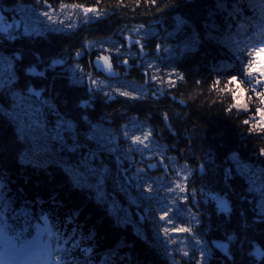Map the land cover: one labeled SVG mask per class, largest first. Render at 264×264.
Segmentation results:
<instances>
[{
    "label": "trees",
    "instance_id": "1",
    "mask_svg": "<svg viewBox=\"0 0 264 264\" xmlns=\"http://www.w3.org/2000/svg\"><path fill=\"white\" fill-rule=\"evenodd\" d=\"M73 4L96 7L103 18L76 30H49L39 37L21 34L9 38L0 33L1 55L23 54L22 61L15 63V73H11L15 79L10 83L3 79L1 91H26L33 86L43 91L46 85L48 103L58 109L53 119L59 114L71 121L78 149L98 150L112 167L109 170L112 178L108 177L104 187H115L119 204L129 203L126 193L117 189L120 185L128 187L119 176V150L108 152L100 143H106L108 149L117 144L113 139L89 140L88 136L94 127L100 128L101 135L148 129L169 157L195 171L188 179L187 195L191 197L192 190H196L199 236L210 243L223 242L229 234L239 237L231 244L230 255L226 257L224 252L213 248L205 264H264V258L254 255L257 247L264 252V215L259 211L264 189L258 190L252 177L237 175L235 161L231 159L238 154L252 168L264 170V157L259 154L264 149V135L250 134L243 124L253 113L234 110L229 114L227 109L232 100L226 90L212 88L217 80L227 83L233 75H242L248 51L264 46V0H156L155 4L149 0H0V10L21 5L55 9ZM178 21L183 22L184 30L174 41L182 44L192 38L195 47L171 57L166 65L175 67L183 80L179 79L176 85L165 81L144 85L148 89L137 100L124 98L112 87L93 82L97 78L110 82L116 77L99 59L109 53L89 50L90 42L121 38L120 35L138 27L171 29ZM158 40V37L147 40L145 47L151 55H156ZM37 54L44 55L45 63L49 56L62 58L56 77L51 71L48 80L26 74L29 68H42V63L33 59ZM110 55L108 63L119 69L115 62L122 58ZM261 61L264 63V57ZM129 62L128 77L143 84L145 66L139 64L138 58ZM79 75L92 80L70 83ZM117 90H122L121 84ZM8 104L7 109L11 107L10 100ZM19 156L20 143L11 114L0 110V189L11 193L13 204H20L15 213L8 207L5 221L4 204L0 201V230L7 226L5 235L17 247L20 244L38 247L59 231L61 235L66 233L70 241L66 252L71 253L69 259L73 264H170L162 248L152 240L140 238L131 225L119 224L114 216H109L108 202L97 203L93 190L75 187L59 165L22 167ZM201 166L204 171H198ZM229 168L233 172H228ZM256 181L262 182L259 178ZM212 195L230 202V218L219 214L215 203L209 202ZM25 203L34 210V215L31 211L25 215ZM194 203L191 202L192 207ZM42 215L50 217V221L46 223ZM90 233L94 236L90 237ZM21 259H26L24 264H34L27 257L20 256ZM6 260L12 262L14 258Z\"/></svg>",
    "mask_w": 264,
    "mask_h": 264
},
{
    "label": "rangeland",
    "instance_id": "2",
    "mask_svg": "<svg viewBox=\"0 0 264 264\" xmlns=\"http://www.w3.org/2000/svg\"><path fill=\"white\" fill-rule=\"evenodd\" d=\"M46 10L49 11L53 20L61 21L62 23H51L48 18L42 15ZM97 16L99 18H97ZM0 17H3V20H0V32L4 31L2 34L12 38L23 34L25 28H27L29 32L36 29L43 34L49 30H76L80 26L102 19L103 14L99 11L98 14L85 16L82 9L72 8L70 5H63L55 9H41L33 5H21L17 8H6L4 11L0 10ZM16 26H19V30ZM183 30V22L178 21L171 29L160 30L158 27H138L120 35L121 38L90 42L87 45L89 50L95 49L107 51L109 53V59L111 58L110 54L122 58L115 62L116 65H119V69H116L114 66L112 67V72L116 77L114 81L111 79L110 82H105L103 78H97L95 79V84H98V86L112 87L117 94L121 91H127L140 98V93L148 89L144 85L147 86L154 82L161 83L162 81L169 84V79L178 81L180 79L178 74L179 71L175 67L167 66L166 62L171 57L195 47V40L192 38L182 44L174 41L177 35L183 32ZM125 37H130L131 43H129ZM154 37H158V45H160V48L156 51V55H151L149 49L145 46L148 43L147 40ZM136 40L141 41V44L144 45L143 49L141 48V45L135 43ZM4 56L5 55L0 54V64L3 63ZM135 58L139 59V64L145 66L143 73H145L146 76L143 84L135 82L128 77L130 62L127 65L123 63L124 60L129 61ZM122 66L124 67V70L122 69ZM75 70L76 68H73V71ZM86 80H90L91 82L92 79L89 77L84 78L82 75H79L76 82L81 83ZM2 83L3 81L0 80V91L3 86ZM119 84L122 85V90H117ZM0 110L11 114L10 108L7 109L0 106ZM145 132H148V129L143 128L141 131L129 133H110L112 139L115 140L117 144L110 149L106 147V143H100L101 147L108 152L114 151L115 149L117 151L119 150V155L121 157L117 158L118 170L121 172L119 176L123 177L125 181L129 179L133 181L132 184L126 183L128 187L121 185L117 187L120 192L123 190L126 193L129 202L128 204L123 202L119 204L118 196L114 190L115 187L113 188L112 186H110L111 189L108 186H105L101 190L102 195L106 196V199L104 200L108 203L117 205L115 211L119 215L114 217L119 224H129L140 238L144 240H152L157 246L165 251L170 264H194L196 257L201 251L204 252L202 264H205L214 248L213 244L216 241L210 243L199 236L196 232V227L199 223V216L198 221H192L188 216L187 210L188 208H192L191 203L181 204L179 200H177L175 204H171L170 201L176 199L178 193H169L166 191V189L171 186L173 180H180V176H177V173L183 175L185 172H191V170L184 165H179L173 158L169 157L165 150L156 140H154L152 135L150 139L146 141V143L149 144L148 149H144L139 144L134 145L131 143V138L133 136L143 137ZM107 134L109 133H102L105 137H107ZM105 139L106 141H109L108 138ZM120 140L129 142L131 146L122 143ZM50 147L51 151L47 155L38 159L26 156L25 159H28L32 164L39 166L47 163H54L64 170V166L69 162L75 166L82 154H89L95 156L98 168L106 167L110 171L112 169V167L105 162L104 156L99 153L98 150L85 147L82 151L78 149L74 153H69L64 150L66 146L60 143H50ZM253 169L257 173V176H252V181L259 186L258 190L259 188L260 190H263L264 179L259 178L260 171L263 169ZM66 173L73 181V174L68 171H66ZM125 173H127L126 176ZM109 178H112L111 175H109ZM258 178L260 181L262 180L259 184L256 181ZM106 184H108V181ZM143 187H150L152 189L151 193L149 194L141 191V188ZM86 189L93 190L96 197L94 187ZM133 190L137 192L139 198L135 196ZM169 207L172 209L171 212H169V217L174 222L171 225L165 221L159 220V215ZM259 211L264 215V197L259 200ZM180 225L192 228L196 233V236L202 239L203 245L195 244L192 236L189 234L172 235L170 239L175 241V243L170 244L169 237H165L162 234L161 228H172ZM5 234L6 232L1 229L0 264H24L26 261L25 257V261L23 259L20 260V256L14 257L12 262L6 260L3 254ZM184 251L189 252L190 255L183 256L182 253ZM262 254H264V252L260 248L257 247L254 249V255L256 258L261 259Z\"/></svg>",
    "mask_w": 264,
    "mask_h": 264
},
{
    "label": "snow or ice",
    "instance_id": "3",
    "mask_svg": "<svg viewBox=\"0 0 264 264\" xmlns=\"http://www.w3.org/2000/svg\"><path fill=\"white\" fill-rule=\"evenodd\" d=\"M123 2V0H121ZM150 4H155L156 0H149ZM72 8L82 9V12L85 16L90 14H98L99 10L96 7H87L81 6L79 4L70 5ZM42 15L48 20L55 23H62L61 21L53 20L49 11H44ZM97 18H99L97 16ZM0 20H3V17H0ZM9 27V26H8ZM18 27L19 30V26ZM4 32V31H3ZM0 32V33H3ZM43 33L39 30L34 29L32 32H29L27 28L24 29L23 35L25 37L36 36L39 37ZM125 39L131 43L130 37H125ZM137 45H141L143 49L144 45L141 44L140 40H136ZM157 50H159L160 45H156ZM248 59L245 61V64L242 69V75H233L227 83L217 80L212 88L218 90L219 87H222L226 90V93L232 100L230 107L227 109L228 113L231 114L234 110H240L242 113H253L251 119H245L243 124L250 129V134L252 135H264V63L261 61V57H264V46L254 48L247 53ZM23 54L20 53H5L3 58V63L0 64V80L6 78L7 83H10L15 79L11 73H15L16 61H22ZM33 59H38L42 63V68H29L27 70L28 75H38L44 80L49 79V72H52V76L56 77L57 66L61 64L62 58H53L48 57L47 62L45 63V57L43 54H37ZM100 60L104 61L106 67L111 71L112 65L108 63L107 56H100ZM123 63L127 65L128 60H124ZM184 77L181 76L180 80H183ZM95 83V81H93ZM7 83H5V89H7ZM57 81L54 79L52 81L53 88L55 89ZM70 83H77L75 80H70ZM169 85H176L177 80L169 79ZM47 86H43V91L38 90L35 86L28 88L26 91H13L7 89V91H0V106L5 108L9 107L8 101H11L10 113L15 124V134L17 142L20 143V156L18 163L22 167L35 166L28 159H25L26 156L33 158H40L44 155H47L51 151L50 143H60L65 145L66 150L69 153H74L79 147L78 137L74 136L75 131L74 125L71 121H66L58 113V109L48 103V98L45 95L47 93ZM119 95L122 97H127L132 100L139 99V96L134 95L127 91L119 92ZM43 98V99H41ZM164 117L167 118L168 114L164 113ZM151 137V132H145L143 137L133 136L131 138V143L136 145H141L144 149L149 148V144L146 143ZM104 140L108 138L112 139L111 134H107V137L101 135L99 127H94L91 134L88 136L89 140L96 139ZM261 157H264V149H261L259 152ZM235 161L234 171L237 175H241V178L245 176L250 178L252 176H257V173L253 168L245 161L238 156V154H233L231 157ZM243 173H242V168ZM147 167V166H145ZM64 170L73 174V184L75 187H85V188H95L97 203H102L106 199L105 195H102L101 190L104 188V185L108 181L110 171L106 167H99L95 156L89 154H82L81 158L76 162L75 166L69 162L64 166ZM198 171H204V166H201ZM228 172H233V168H229ZM195 174L193 172H185L183 175L177 173V176H180V180H173L171 186H169L166 191L169 193H178L176 199L170 201L171 204H175L177 200L181 204H187L195 201L192 208H188V216L192 221H198V211L196 204L199 201H196V190H192L191 197L186 193L188 191L187 181L189 176ZM127 173H125V176ZM259 178L264 179V170L260 171ZM124 178L121 177V180ZM125 183L132 184L131 179L124 181ZM247 182V181H246ZM251 186V185H250ZM141 191L145 193H151L152 189L150 187H143ZM11 193L0 189V201L4 204L3 216L5 221L8 217V207H12V212L15 213L19 210L20 204H13L10 199ZM209 202L215 203L216 210L219 214H227L230 218L232 208L230 202L226 198H221L217 195H212L209 197ZM107 214L109 216H118L119 214L115 211L117 205L108 203L107 204ZM196 209L195 211L193 209ZM25 215L31 211L34 213V210L29 208L28 203L24 204ZM171 208H167L162 214L159 215L160 221H165L168 224H173L174 222L169 217V212ZM42 219L47 223L50 221V217L43 216ZM3 231H7V226ZM161 232L165 237H169V243H175L171 240L172 235H181L189 234L192 236L195 244L203 245L202 239L196 236V233L192 228L187 226H175L172 228L162 227ZM67 234L61 235L59 231H55L51 234L49 240L38 247H33L30 245L20 244L19 247L9 240L5 235L4 239V250L3 254L5 258L11 259L17 256L27 257L29 260L33 261L34 264H73L69 259L71 255L70 252H66L69 248L70 241L66 238ZM89 236H94L90 233ZM19 239V238H17ZM239 237L235 234H229L226 238L221 241H216L213 244V247L219 251H223L224 254H231V244L238 240ZM77 251H80L77 249ZM183 256L190 255L189 252L184 251ZM204 257V252H200L196 257L194 264H202ZM264 258V254H262Z\"/></svg>",
    "mask_w": 264,
    "mask_h": 264
},
{
    "label": "water",
    "instance_id": "4",
    "mask_svg": "<svg viewBox=\"0 0 264 264\" xmlns=\"http://www.w3.org/2000/svg\"><path fill=\"white\" fill-rule=\"evenodd\" d=\"M99 69H101V70H102V67H99Z\"/></svg>",
    "mask_w": 264,
    "mask_h": 264
}]
</instances>
